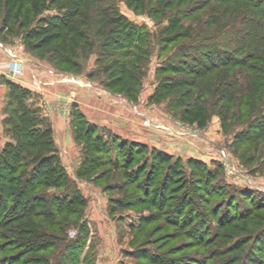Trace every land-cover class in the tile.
Returning a JSON list of instances; mask_svg holds the SVG:
<instances>
[{
	"label": "trees",
	"instance_id": "1",
	"mask_svg": "<svg viewBox=\"0 0 264 264\" xmlns=\"http://www.w3.org/2000/svg\"><path fill=\"white\" fill-rule=\"evenodd\" d=\"M7 1L11 3L5 14V23L12 25L7 35H18L23 31L25 42L33 40L35 50L51 54V60L56 61L57 66L68 69H76L79 59H85L87 54L99 52L97 64L102 66L97 72L106 76L102 81L104 88L122 93L130 100L136 98L140 85L137 71L148 54L142 48L145 29L128 22L113 0ZM197 1L126 0V4L137 13L144 12L142 8L148 3H151L148 12L155 16L162 11L171 12L172 18L157 37V43L161 44L159 51L164 52L169 44L190 37L191 28L184 27L182 19L188 16L187 12L191 14L200 9L199 4L195 5ZM212 1L219 3L224 16L233 18V22L237 21L233 15L242 19L249 17L244 19V23L252 20V28L245 27L235 41L237 48L229 52L210 47L204 52L202 47L188 45L203 51L204 58L192 59L196 67L183 62L181 69L167 62L157 70L164 75L192 69L188 73L197 77L219 72V77L215 76L220 82H225V87H232L226 83L229 74L245 72L250 92L239 93V117L263 115V1ZM187 8L190 9L187 11ZM44 9H54L56 14L46 19L36 18ZM257 18L260 19L255 21ZM33 21L37 23L34 28L23 30ZM14 22H17L16 27ZM178 53L181 55V51ZM259 65L261 67L257 68ZM8 85L11 102L16 107L7 120L13 142L6 143L0 151V264H94V255L83 252L88 234V224L84 219L87 199L62 166L52 129L25 104V100L31 97L30 91L11 82ZM172 92L171 86L160 84L149 100L159 102ZM225 101L228 108L233 106L232 97ZM180 120L203 128L209 121V115L205 106L195 101L183 108ZM261 122V126L250 124L248 132L236 136L238 144H247L246 153H257L264 141V118ZM72 127L74 141L82 144L83 155L75 177L85 181L91 179L89 181L93 184L102 183L109 176L120 178V190L124 192L122 198H126H110L112 207H109V215H113L116 208L144 210L138 214L137 226L130 227L136 230L131 236L134 246L130 254L139 264H191L167 260V256L161 257L148 248L151 246L149 239L157 230L152 225L165 208L167 226L188 233L190 239L197 240L196 245L211 247L205 252L207 260L216 256L222 258L213 264H264V229L245 233L247 226L257 227V219L264 222V217L254 216L257 212L264 213V203L260 198L241 194L249 210H238V204L235 205L231 199L225 202L221 191L219 193V189L210 187L213 178L203 165L187 162L191 168H197L193 188V183L183 177L185 173L179 161L165 165L170 162L167 156L153 149L148 152L145 146L135 142L120 141L117 136L108 137L110 142H106L96 127L88 125L77 110L72 113ZM248 158L242 157L244 162H248ZM102 167H106V171H98ZM102 191L114 190L111 185H104ZM195 193H201L203 199L198 201ZM217 195L221 196L220 204L208 207L211 198ZM224 206L226 209H221ZM210 222H216L214 231L208 227ZM71 227L77 232L69 237L68 229ZM229 230L240 231L247 236L234 240L232 244H222L220 238Z\"/></svg>",
	"mask_w": 264,
	"mask_h": 264
},
{
	"label": "rangeland",
	"instance_id": "2",
	"mask_svg": "<svg viewBox=\"0 0 264 264\" xmlns=\"http://www.w3.org/2000/svg\"><path fill=\"white\" fill-rule=\"evenodd\" d=\"M262 1L264 4V0ZM10 3L3 0L0 4V151L6 143L13 142V136L9 131L10 125L7 123L12 109L16 107L10 98L8 82H11L30 91L31 97L25 100V104L52 129L53 141L55 143L56 140L58 143V148L56 144L55 147L61 164L69 177L72 176L73 180L78 181L77 186L87 199L84 219L88 224V234L83 252L94 255V264H139L130 254L134 246L131 243V236L136 232L130 227L137 226L138 214L142 210L116 208L117 211L109 215V207H112L110 198L125 197L122 198L124 192L120 190L121 182L118 180L120 178L112 179V176L111 178L109 176L102 183L93 184L90 182L91 179L85 181L75 177L83 155L82 144L73 138L74 110L83 116L88 125H94L106 142H110L108 137L117 136L120 141L135 142L145 146L148 152L153 149L167 156L170 164L165 165L179 161L185 173L183 177L192 183L197 179L195 171L197 168L196 166L195 169L191 168L187 162L203 165V169L209 171L213 178L210 187L219 189L225 202L231 199L235 205L238 204L236 206L238 210H249L240 196L243 193L253 194L264 203V141L254 154L245 152L247 144L236 142V136L248 132L247 127L250 124L261 126L264 118V113L257 116L249 115L246 118L239 117L237 106L239 93L250 92L248 75L245 72L229 74L226 83L232 87H225V82H220L217 78L219 72L215 73L217 76L206 74L197 77L188 73L192 71L190 68L185 73L164 75H160L157 70L167 62L181 69L184 67L183 62L196 67L192 59L204 58L203 51L189 48L188 45L202 47L204 52L205 48L210 47H219V51L225 49L231 52L237 48L235 41L242 30L245 27L252 28V20L250 23L247 21L244 23V19L248 20L249 17L242 19L238 15H233L237 19L233 22L231 20L233 18L224 16L225 12L219 3L198 0L195 5L199 4L200 9L191 14L187 12L188 16L182 19L184 27L191 28L190 37L169 44L166 51L160 52L158 47L161 44L157 43V37L160 30L167 26V21L172 18L171 12L162 11L163 13L159 12L155 16L148 12L151 5L148 3L142 8L144 12L137 13L126 4V0H113L118 11L128 22L145 29V42L142 48L148 54L143 58V63L137 71L140 85L136 98L130 100L122 93L104 88L102 81L106 80V76L97 72L102 66L97 64L99 52L87 54L85 59H79L80 64L76 69H68L57 66L56 61L51 60V54L40 49L35 50V45L32 47L33 40L25 42L23 31L18 35H7L12 27L11 23H5V14ZM189 9L187 8V11ZM55 14L54 9H44L36 18L46 19ZM14 25L16 27L17 22H14ZM36 25L37 23L33 21L23 30L34 28ZM180 45L186 46L179 47ZM178 50L181 51V55ZM12 60L21 61L20 75H11L7 68L5 69V64H10ZM259 67L261 65L257 66ZM160 84L171 86L173 92L159 102L150 101V96ZM228 97L234 99L233 106L229 108L225 101ZM195 101L202 103L209 115V121L203 128L180 120L183 108ZM242 157L250 159L244 162ZM106 169L102 167L98 171ZM104 185H111L114 191L103 192ZM177 185H180V182ZM193 185L194 188L195 184ZM194 195L199 198L198 201L202 198L201 193ZM221 200V196H213L208 207L212 208L215 203L220 204ZM221 209L225 210L226 207ZM166 211V208L162 210L163 214L160 213L152 225V228L156 227L157 230L149 239L150 250H155L161 257L167 256V260H182L183 263L199 264L202 261L201 264H213L222 259L216 256L207 260L204 257L205 252L211 247L196 245L197 240L190 239L188 233L167 226ZM144 215H147V212H144ZM257 215L258 218L264 217V213L261 212L255 213L254 216ZM257 220V227L247 226L245 233L250 234L264 229V222ZM208 227L214 231L216 222H210ZM241 228L243 230V226ZM71 231L76 234L77 229L69 228L68 236ZM245 236L247 235L243 232L229 230L222 235L220 241L228 245ZM140 244L141 242L139 247Z\"/></svg>",
	"mask_w": 264,
	"mask_h": 264
},
{
	"label": "built area",
	"instance_id": "3",
	"mask_svg": "<svg viewBox=\"0 0 264 264\" xmlns=\"http://www.w3.org/2000/svg\"><path fill=\"white\" fill-rule=\"evenodd\" d=\"M21 61L20 60H12L10 64H5V69L7 68L8 72L11 75H20L21 74ZM75 233L73 231L69 232V237H72Z\"/></svg>",
	"mask_w": 264,
	"mask_h": 264
},
{
	"label": "crops",
	"instance_id": "4",
	"mask_svg": "<svg viewBox=\"0 0 264 264\" xmlns=\"http://www.w3.org/2000/svg\"><path fill=\"white\" fill-rule=\"evenodd\" d=\"M70 141H71V139H70ZM70 142H68V144H69ZM55 144H56V147H57V145H58V143H57V141L55 140ZM73 144V143H72ZM74 146V145H73ZM58 148V147H57ZM74 149V148H73ZM60 150V149H59ZM71 178H72V176H71ZM72 179H74V178H72ZM76 182H78V181H76Z\"/></svg>",
	"mask_w": 264,
	"mask_h": 264
}]
</instances>
